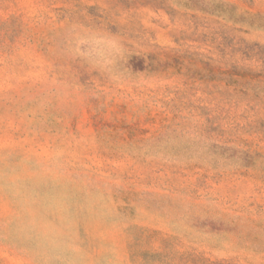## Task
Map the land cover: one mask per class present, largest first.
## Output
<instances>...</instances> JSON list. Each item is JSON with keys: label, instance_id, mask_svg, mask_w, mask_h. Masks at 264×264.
Segmentation results:
<instances>
[{"label": "rangeland", "instance_id": "1", "mask_svg": "<svg viewBox=\"0 0 264 264\" xmlns=\"http://www.w3.org/2000/svg\"><path fill=\"white\" fill-rule=\"evenodd\" d=\"M0 264H264V0H0Z\"/></svg>", "mask_w": 264, "mask_h": 264}]
</instances>
